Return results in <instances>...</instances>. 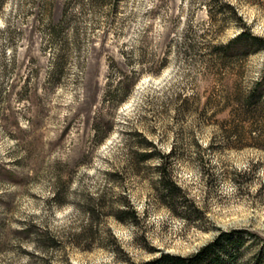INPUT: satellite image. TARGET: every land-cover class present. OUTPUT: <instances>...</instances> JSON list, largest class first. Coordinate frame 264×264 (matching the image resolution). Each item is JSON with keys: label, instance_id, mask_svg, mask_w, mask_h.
I'll list each match as a JSON object with an SVG mask.
<instances>
[{"label": "rangeland", "instance_id": "374dc122", "mask_svg": "<svg viewBox=\"0 0 264 264\" xmlns=\"http://www.w3.org/2000/svg\"><path fill=\"white\" fill-rule=\"evenodd\" d=\"M223 4L264 40V0H0V264H144L233 230L222 257L264 264V117L240 105L264 47L209 68L240 31Z\"/></svg>", "mask_w": 264, "mask_h": 264}, {"label": "trees", "instance_id": "16d2710c", "mask_svg": "<svg viewBox=\"0 0 264 264\" xmlns=\"http://www.w3.org/2000/svg\"><path fill=\"white\" fill-rule=\"evenodd\" d=\"M224 6L229 8L233 15L236 17V19L241 21V26L239 33L229 41V44L219 43L213 46L214 51L211 53L210 60L207 61V64L209 65V68L212 69V71H217L216 73H221L220 71L222 68H224L226 59H228L229 57L234 58L238 56L237 52L230 55L227 54L226 49L229 48L232 44L242 43L244 49L246 48V45L254 47L253 49H257L258 47H264V40L252 34L250 28L242 22V19L240 18V16L237 15L234 8L229 4H225ZM210 9L211 7L208 6L209 11ZM58 70L59 66L56 64L54 67V73H57ZM254 95L255 92H252V94H250V96L248 97V100H240V105L244 108L243 111L246 116H251L253 119H256L258 116H261L263 119L264 101H253V99L256 97ZM149 156L150 154L143 155V157L145 158ZM160 165V167H162L163 163H161ZM161 175V183L162 188L164 190V194H162V201H164V203H166L167 206L171 209L173 207H176V205L174 206L171 203L169 204L167 199H171L172 197L176 196L178 187L176 186L172 178H170V176L168 177V174ZM182 207L185 208V205H182ZM240 233H242L240 230L222 231L213 241L209 242L196 253L190 256H180L169 253H162L158 258L152 261H148L144 264H230L228 258L227 260H225L222 257V254L226 252V247L230 245H232L234 248L236 247L237 251L240 249V245L243 242V235ZM251 264L261 263L259 260H254Z\"/></svg>", "mask_w": 264, "mask_h": 264}]
</instances>
